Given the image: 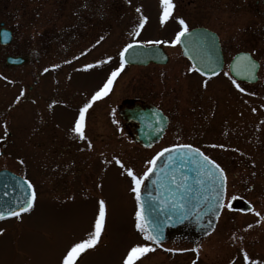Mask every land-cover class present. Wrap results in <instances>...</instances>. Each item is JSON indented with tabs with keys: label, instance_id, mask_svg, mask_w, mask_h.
<instances>
[{
	"label": "rangeland",
	"instance_id": "rangeland-1",
	"mask_svg": "<svg viewBox=\"0 0 264 264\" xmlns=\"http://www.w3.org/2000/svg\"><path fill=\"white\" fill-rule=\"evenodd\" d=\"M172 3L170 16L161 23V0H0V22L12 32L11 42L0 45V168L24 174L38 196L31 213L0 224V264H62L66 250L92 231L101 199L106 204L104 230L96 246L81 253L76 264H122L136 244L152 249L136 264H230L243 234L234 230L224 237L228 223L219 224L221 228L203 240L179 238L159 246L135 227L137 204L126 170L142 176L162 145L192 142L194 135L190 136L187 126V135L169 132L157 145L139 147L121 128L114 105L124 95L145 89L162 108L173 109L168 111L173 121L180 118L184 126L195 123L192 107L199 91H210L182 70L186 61L177 44L171 43L182 27L180 19L187 26L215 31L226 61L237 50L250 52L259 62V70L257 83L247 91L264 101V0ZM141 17L146 20L138 27ZM66 28L75 31L74 45L57 53L53 35L57 30L67 32ZM157 40L166 45L167 64L151 68L150 75L131 74L123 80V92L117 90L103 100L107 119L94 115L99 110L95 106L84 122L85 138L80 139L71 131L79 109L117 68L116 52L118 56L130 42ZM5 55L27 56L28 61L7 67ZM103 58L108 59L107 65L95 63ZM230 83L225 66L206 85L224 97L228 95L222 86L232 89ZM211 112L207 111V118ZM4 120L6 127L1 124ZM256 183L257 193L260 187L264 192V181ZM230 193L228 189L227 195ZM240 219L239 215L233 217L232 229L239 226Z\"/></svg>",
	"mask_w": 264,
	"mask_h": 264
},
{
	"label": "flooded vegetation",
	"instance_id": "flooded-vegetation-1",
	"mask_svg": "<svg viewBox=\"0 0 264 264\" xmlns=\"http://www.w3.org/2000/svg\"><path fill=\"white\" fill-rule=\"evenodd\" d=\"M196 27H198V25L187 26L188 31ZM178 30L180 31L181 27H179ZM66 31L67 32H62L57 30L53 35L52 41L54 46L57 47V53H62L65 49L69 50V46L75 41V31L71 28H66ZM144 45H156L159 48L151 52L150 56H146L144 53L141 57L127 60L130 62H125L124 67L113 78V82L109 88L110 94L108 96L104 94L91 103L90 107L86 110L85 120H89L87 115H89L90 111H92L95 106H98L99 110H96L94 115L96 117L102 116L103 119H107L108 110H106V105L102 107L105 104L103 100L112 96L117 90L123 92L120 87L123 80L129 78L131 74H136L140 77L147 73L150 75L151 68H160L170 60V55L164 43H146ZM122 50L121 48L120 52ZM239 51L245 50L233 52L226 61L225 52L222 50L223 68L226 66L227 69V62ZM120 52L118 56L116 52L115 56L117 68L120 67ZM178 52L180 57L186 61L185 66L182 68L184 74L187 72L193 74L192 78L196 77L199 79V87L210 91L208 94L205 91H199L198 102L192 107L195 112L194 115L196 116L195 123L184 126L180 118H175L176 121H173L174 118L169 113L173 111V109L166 110L162 108L158 103L154 102L152 98L148 97L147 93L144 92L145 89L144 91H139L138 89L134 94L124 95L121 99L117 100L114 105V110L119 118V124L124 133L130 135L133 143L145 149L160 143L169 132L170 135H172V133L178 136L187 135L188 126L190 136L194 135L192 142H170L169 144L162 145L155 154L169 146L191 145L199 149L210 159L215 160L223 169L225 177V191L222 201L223 207L220 209V213L212 231L199 237V241L216 231L219 224L223 222L226 224L228 223L223 231L224 237H227L234 230L243 234V241L240 237L239 243L234 246V256L229 261L230 264H234L235 262H255V264L260 262L264 264V192H262L263 187H260V191L257 193L258 187L256 185V181H264V101H262L261 98L249 96L250 93L247 91V89L251 85L257 83V81L255 83H249L235 80L231 77L227 69V73L231 79L230 85L232 89H228L227 86H222V89H225L223 92H226L228 96L219 97V91L217 92L218 89H212L211 86L206 84L215 79L220 73L212 77L203 76L194 69L179 47ZM6 56L7 55L4 56V61ZM124 60L126 59L124 58ZM133 60H138V62ZM26 61H28L27 56L24 57V62ZM98 62L107 65L109 61L107 58H103L95 61V63ZM87 65L85 64V68ZM7 67H10V65H7ZM102 73H106V70ZM233 81H235V83H233ZM237 84H239L240 88H243L244 91H240V89L236 87ZM28 88L31 89V86ZM206 94L208 96H206ZM203 98H206V102L202 101L201 104ZM25 99H28V97L25 96ZM207 111H212L209 118H207V116H209ZM162 120L164 121V128L159 139L149 146L143 145L140 140L141 134L145 133L146 130L154 132L157 128L161 127L163 122L161 124L160 122ZM1 124L4 127L7 126L5 120ZM6 133V135L10 134L9 132ZM4 139H2V141H5ZM211 141L213 142L212 145ZM209 148H211L212 151H209ZM209 152H213V154L210 155L211 153ZM20 175L29 180L24 174ZM29 181L32 183L31 180ZM228 189L231 190L229 195H227ZM233 197H235V199H233ZM37 199L38 196L35 190V199L32 202L33 206L30 210L20 213L19 217L13 216L0 219V224L16 220L21 216L31 213ZM236 215H239L241 218L239 221V228L235 227L232 229V220ZM230 239L232 240V237ZM245 253H247L249 257L247 261L244 259Z\"/></svg>",
	"mask_w": 264,
	"mask_h": 264
},
{
	"label": "water",
	"instance_id": "water-1",
	"mask_svg": "<svg viewBox=\"0 0 264 264\" xmlns=\"http://www.w3.org/2000/svg\"><path fill=\"white\" fill-rule=\"evenodd\" d=\"M5 32L8 33L7 38L3 36ZM11 39V31L1 27L0 43L7 44ZM179 47L198 73L211 77L221 70L223 57L218 37L209 29H191L181 37ZM157 48L159 47L140 43L132 44L124 54L125 62L141 57L144 53L150 56ZM243 56L249 57L255 68L250 67L248 60L237 59ZM5 62L19 65L23 58L7 56ZM258 67V62L247 52L236 53L228 63L229 73L236 80L251 83L257 80ZM162 122L161 127L154 132L146 130L141 134L143 145L149 146L159 139L164 128L163 120L160 124ZM164 149L158 152L161 155L157 157L155 165L150 166L153 167V172L145 177L140 189L139 207L147 227L153 235L158 236V243L173 236H204L213 229L223 200V195L217 197L222 183L219 173L208 176L207 169L201 167L202 157L189 149L175 146ZM223 185L225 186L224 180ZM32 194L33 188L29 187L27 180L9 170H0V212L4 213V218L11 217L7 215L9 210L18 211L21 205L26 206Z\"/></svg>",
	"mask_w": 264,
	"mask_h": 264
},
{
	"label": "snow or ice",
	"instance_id": "snow-or-ice-1",
	"mask_svg": "<svg viewBox=\"0 0 264 264\" xmlns=\"http://www.w3.org/2000/svg\"><path fill=\"white\" fill-rule=\"evenodd\" d=\"M161 5L163 7V12L161 14V23H163L171 14V11L174 7L172 0H161ZM137 12L140 11L139 8L136 9ZM146 20V17H141L140 24L138 27H143L144 22ZM181 27V30L176 33L175 39L171 41L173 45L177 44L181 37L188 31L187 25L185 24L183 19L179 20ZM3 36L7 38L8 33H3ZM137 43H139L137 41ZM146 43H156L159 44L161 41H147ZM132 44L125 45V48L120 52V67L116 68L108 77L107 81L104 83V85L92 96L91 100L88 103H85L83 107L79 109V114L75 119L74 126L72 127L71 131L75 134H77L80 139H84V122H85V113L86 110L90 107L92 101H95L102 95L106 94L109 90L113 78L121 71V69L124 67V54L127 51L128 48H131ZM238 60L244 59L248 60L249 65L251 68H255V64L249 59L247 56L238 57ZM86 67H90V65H87ZM47 71V69H45ZM235 83V81H233ZM237 88L240 89V91H244L243 88H240V85H236ZM177 148H186L189 149L193 154H199L202 157L201 160V167L207 169L208 176L212 177L215 176L216 173H219V176L221 178V185L219 190L217 191V197H221L223 195V180L224 177V171L220 167L218 163H216L215 160L210 159L207 156H204L203 153L199 152V149H193L191 145H176ZM164 151H168V149H164ZM161 153H157L156 156L152 157L151 160H149L147 163L149 165H155L156 159L158 156H160ZM117 163H120L119 160L116 161ZM127 175L132 178V183L134 187H132L131 191L136 194V201L138 204V209L136 211V225L135 227L144 235V238L146 240L156 241L159 242L158 236L153 235L152 231H149V228L147 227V222L145 221V218L143 216L142 211L140 210L139 203H140V185L144 177H147L149 173L153 172V167H149L146 171L143 172L142 176H137L134 174L132 169H127ZM173 182H175L173 180ZM29 187L31 188V184H29ZM35 199V193L33 192L31 199L27 202L26 206L21 205L19 207L18 211L9 210L7 212L8 216H14L19 217L21 212L28 211L32 208V201ZM235 199V197H233ZM223 207V203L220 205ZM105 218H106V204L103 199L99 200L98 202V212L94 220V224L92 226V231L89 233L88 237L85 239L80 240L79 242L73 243L67 250L66 253L62 257V264H76L77 258L80 256L81 253H83L86 249L93 248L98 243L101 233L104 230L105 227ZM0 219H4V213L0 212ZM250 227V226H249ZM3 229H0V232H2ZM152 251L151 247L147 245L142 244H136L129 248L127 251L126 256L123 258L122 264H136V262L140 259V257L144 256L147 252ZM172 251V250H169ZM244 259L247 261L249 259L247 253H245ZM255 264V262H253Z\"/></svg>",
	"mask_w": 264,
	"mask_h": 264
}]
</instances>
